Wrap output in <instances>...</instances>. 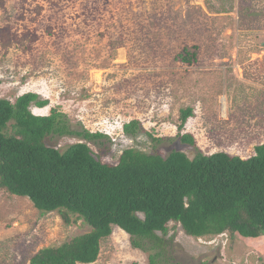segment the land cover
I'll list each match as a JSON object with an SVG mask.
<instances>
[{
    "label": "rangeland",
    "instance_id": "rangeland-1",
    "mask_svg": "<svg viewBox=\"0 0 264 264\" xmlns=\"http://www.w3.org/2000/svg\"><path fill=\"white\" fill-rule=\"evenodd\" d=\"M198 46V60L178 59ZM1 97L35 92L64 112L77 129L103 132L91 143L101 159L117 163L124 148L167 155L183 149L179 112L193 106L182 133L205 153L243 158L264 142V0H0ZM138 119L146 133L129 137ZM64 150L76 136H50ZM90 230L64 224L58 211L42 212L27 197L0 188V264H31L41 248ZM162 264H264V234L196 238L174 227ZM149 252L132 247L118 226L89 264H147ZM81 264V263H80Z\"/></svg>",
    "mask_w": 264,
    "mask_h": 264
},
{
    "label": "trees",
    "instance_id": "trees-1",
    "mask_svg": "<svg viewBox=\"0 0 264 264\" xmlns=\"http://www.w3.org/2000/svg\"><path fill=\"white\" fill-rule=\"evenodd\" d=\"M197 50L187 45L177 57L191 64L198 60ZM1 85L0 78V188L29 198L42 212L58 211L68 226L90 228L41 248L31 264L93 263L113 226L129 234L132 247L149 252L147 264H162L166 237L176 226L189 236L226 235L232 242L236 234H264V142L247 158L223 150L205 153L193 134L182 133L195 113L186 106L180 109L176 136L197 149L193 157L177 148L163 155L127 147L117 163H109L91 145L110 142L107 134L72 127L56 108L36 115L31 106L45 107L48 99L27 92L13 102L1 97ZM123 131L129 137H153L138 119L126 122ZM50 136L78 141L61 150L48 143Z\"/></svg>",
    "mask_w": 264,
    "mask_h": 264
},
{
    "label": "clouds",
    "instance_id": "clouds-1",
    "mask_svg": "<svg viewBox=\"0 0 264 264\" xmlns=\"http://www.w3.org/2000/svg\"><path fill=\"white\" fill-rule=\"evenodd\" d=\"M48 105H49V104H48ZM48 105H47V106H48ZM47 106H45V107H47ZM37 107H38V106H37ZM40 108H41V107H40ZM36 115H37V114H36ZM190 118H191V117H190Z\"/></svg>",
    "mask_w": 264,
    "mask_h": 264
}]
</instances>
